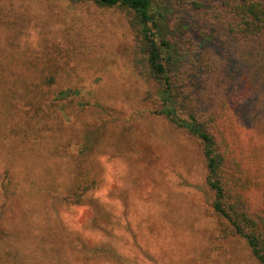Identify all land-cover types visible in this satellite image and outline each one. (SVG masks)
I'll use <instances>...</instances> for the list:
<instances>
[{"label":"rangeland","instance_id":"rangeland-1","mask_svg":"<svg viewBox=\"0 0 264 264\" xmlns=\"http://www.w3.org/2000/svg\"><path fill=\"white\" fill-rule=\"evenodd\" d=\"M157 11L173 32L202 16L188 6ZM131 24L117 9L71 0H0V79L44 39L73 43L87 100L113 109L102 121L117 120L91 138L99 188L82 205L57 199L71 176L67 165H47L42 149L22 153L18 142L0 137V264H254L241 241L220 243L205 214L210 195L199 143L150 118ZM225 94L264 151V100L239 74ZM3 185L15 194L5 196Z\"/></svg>","mask_w":264,"mask_h":264},{"label":"trees","instance_id":"trees-1","mask_svg":"<svg viewBox=\"0 0 264 264\" xmlns=\"http://www.w3.org/2000/svg\"><path fill=\"white\" fill-rule=\"evenodd\" d=\"M71 1L117 9L132 21L134 71L147 86L150 118L199 143L210 195L205 214L214 219L218 240L241 241L254 264H264V151L225 99L239 74L264 100V0ZM186 6L200 10L201 19L176 32L157 11ZM71 44L44 39L0 79V137L18 142L22 153L42 149L47 165H67L71 176L57 199L82 205L99 188L91 138L117 120L102 121L113 109L87 100L74 61L79 48ZM3 186L5 196L15 194V187Z\"/></svg>","mask_w":264,"mask_h":264}]
</instances>
